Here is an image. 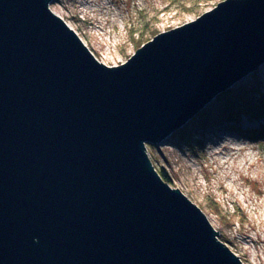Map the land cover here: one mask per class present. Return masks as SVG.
Returning <instances> with one entry per match:
<instances>
[{"label": "water", "instance_id": "water-1", "mask_svg": "<svg viewBox=\"0 0 264 264\" xmlns=\"http://www.w3.org/2000/svg\"><path fill=\"white\" fill-rule=\"evenodd\" d=\"M50 2L0 0V264H245L146 144L264 64V0L110 65Z\"/></svg>", "mask_w": 264, "mask_h": 264}, {"label": "rangeland", "instance_id": "rangeland-1", "mask_svg": "<svg viewBox=\"0 0 264 264\" xmlns=\"http://www.w3.org/2000/svg\"><path fill=\"white\" fill-rule=\"evenodd\" d=\"M219 1L51 0L50 6L95 58L110 65L125 62L156 34L195 19ZM106 49L110 53L104 55ZM228 98L235 122L225 116ZM263 100L264 64L216 94L201 111L206 118L195 115L181 132L146 144L155 169H163L170 185L209 213L220 241L245 264H264V117L249 111L259 112Z\"/></svg>", "mask_w": 264, "mask_h": 264}, {"label": "trees", "instance_id": "trees-1", "mask_svg": "<svg viewBox=\"0 0 264 264\" xmlns=\"http://www.w3.org/2000/svg\"><path fill=\"white\" fill-rule=\"evenodd\" d=\"M226 113L227 115L226 116V119L228 120H233L234 122L236 121V117H235V114L232 113V111H230L229 109L234 106V102H231V98H228L226 100ZM252 114H257L258 116H261V117H264V100L262 101V103L260 104V106L256 109V111H259V112H255L254 110H249ZM196 117H199L200 119L202 117L206 118L205 115H203L202 112L198 113ZM256 117V116H255ZM203 118V119H204ZM225 118V117H224ZM204 126V125H203ZM229 126V125H227ZM177 132H181V130H178ZM157 172H159V174L163 177V179L167 182L168 181V177L166 176V174L164 173V170H157Z\"/></svg>", "mask_w": 264, "mask_h": 264}, {"label": "bare ground", "instance_id": "bare-ground-1", "mask_svg": "<svg viewBox=\"0 0 264 264\" xmlns=\"http://www.w3.org/2000/svg\"><path fill=\"white\" fill-rule=\"evenodd\" d=\"M108 53H110V51L107 50V49L103 51V54H104V55H107ZM260 68H261V67H260Z\"/></svg>", "mask_w": 264, "mask_h": 264}]
</instances>
